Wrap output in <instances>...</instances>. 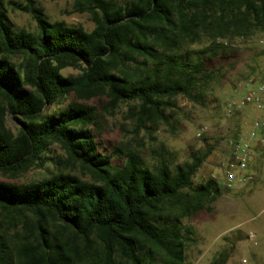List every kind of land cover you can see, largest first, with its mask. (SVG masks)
Segmentation results:
<instances>
[{"label":"trees","instance_id":"obj_1","mask_svg":"<svg viewBox=\"0 0 264 264\" xmlns=\"http://www.w3.org/2000/svg\"><path fill=\"white\" fill-rule=\"evenodd\" d=\"M72 1L91 13L92 31L51 22L35 0L9 2L37 23L16 30L0 0V175L56 167L33 183L0 180V264H186L194 231L183 219L221 197L214 179L194 184L213 148L174 167L158 154L151 167L125 145L114 163L86 102L105 96L109 112L137 103V132L167 123L177 97L195 100L215 80L218 42L264 29V0ZM202 37L210 44L184 59ZM70 68L79 74L62 73ZM55 144L65 157L50 156Z\"/></svg>","mask_w":264,"mask_h":264},{"label":"rangeland","instance_id":"obj_2","mask_svg":"<svg viewBox=\"0 0 264 264\" xmlns=\"http://www.w3.org/2000/svg\"><path fill=\"white\" fill-rule=\"evenodd\" d=\"M8 15L16 30L37 31V23L33 15L20 7L11 6L9 2H17L21 6L28 0H3ZM119 3L121 1L117 0ZM36 6L44 9L51 22L61 21L68 26H81L86 31L95 27L90 12H81L72 0H35ZM264 29L259 30L251 38H239L218 43L219 55L209 61V69L216 72V78L204 88L203 94L195 100L185 96L175 99V106L166 110L168 122L148 123L150 130L137 132L136 117L131 108L137 103L121 104L115 111L103 109L107 104L105 96L95 97L86 103L96 107L101 115L98 140L101 151L113 154V162L124 161L116 149L125 145L140 153L145 162L153 167L158 163V154H164L174 167L190 160L194 152H213L205 160L194 177L195 186L205 183L213 176L222 177V163L230 143L245 136L249 121L258 117L252 108L246 107L237 111L232 117L226 114L229 99L244 94L243 85L252 76L264 68ZM210 44V40L202 37L190 45L189 52L182 53L184 59L195 60L196 52ZM64 75H78L79 71L66 69ZM73 96L65 103L68 104ZM55 109V108H53ZM250 110V111H249ZM264 118V114L261 115ZM249 124V123H248ZM9 126L16 130L17 123L9 119ZM202 135L199 136L201 130ZM104 148L107 151H104ZM264 150V148H263ZM53 158L65 157L59 145L51 148ZM255 180L248 185H239L226 190L221 189V197L212 203H205L204 209L197 214L183 219L185 226L194 231L192 242L188 246L186 264H211L218 257H226V264H240L244 258L248 264H264V169L262 161L254 167ZM56 172L53 162L43 168L30 170L19 178L0 175V180L17 183H33L51 173ZM82 177L84 175L81 174ZM88 179V178H86ZM256 235L257 245L251 241L250 234Z\"/></svg>","mask_w":264,"mask_h":264},{"label":"built area","instance_id":"obj_3","mask_svg":"<svg viewBox=\"0 0 264 264\" xmlns=\"http://www.w3.org/2000/svg\"><path fill=\"white\" fill-rule=\"evenodd\" d=\"M264 45V39L260 41ZM244 94L228 100L226 114L232 117L237 111L250 107L260 115L249 121L244 117L243 122L248 125L245 136H241L230 143L225 160L222 163V177L213 176L221 189H232L236 186L248 185L255 180V169L258 161H262L264 169V68L258 74L249 78L243 85ZM249 123V124H248ZM201 130L199 136L202 135ZM251 241L257 245L256 235L250 234ZM240 264H248L244 258Z\"/></svg>","mask_w":264,"mask_h":264},{"label":"crops","instance_id":"obj_4","mask_svg":"<svg viewBox=\"0 0 264 264\" xmlns=\"http://www.w3.org/2000/svg\"><path fill=\"white\" fill-rule=\"evenodd\" d=\"M250 111V110H249ZM255 113H256V111L255 110H253Z\"/></svg>","mask_w":264,"mask_h":264}]
</instances>
